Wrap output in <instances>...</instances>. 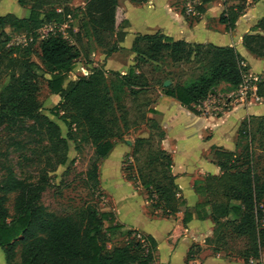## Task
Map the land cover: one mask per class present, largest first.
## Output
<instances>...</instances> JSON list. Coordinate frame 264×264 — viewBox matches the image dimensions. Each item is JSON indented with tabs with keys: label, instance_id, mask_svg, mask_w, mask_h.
I'll list each match as a JSON object with an SVG mask.
<instances>
[{
	"label": "trees",
	"instance_id": "1",
	"mask_svg": "<svg viewBox=\"0 0 264 264\" xmlns=\"http://www.w3.org/2000/svg\"><path fill=\"white\" fill-rule=\"evenodd\" d=\"M84 1L82 33L74 35L72 30L66 31L71 38H75L74 42L63 35L51 33L39 43L41 61L52 75L47 87L60 98L64 124L71 130L73 127L75 133L80 135L77 150L82 157L75 168L65 171V177L70 181L83 176L89 190L99 192V163L103 157V144L121 139L132 129L144 127L148 136L134 140L130 156L131 169L135 173L128 175L125 167L123 173L128 181L138 183L144 189L152 210L162 213L164 217L174 216L185 204L172 174V157L162 148L165 131L151 117L156 114L150 94L155 87L141 68L161 60L174 65L193 63L200 68L202 74L188 85L161 86L164 95L198 115L200 112L196 108L211 96L212 89L217 92L216 87L226 84L231 90H237L244 84L248 71L245 60L234 47L173 40L157 32L135 37L131 47L134 64L126 75L114 71L107 74L99 67L92 69L89 75L68 80V74L84 47V39L92 41L102 49L105 57H110L121 51L120 45L126 37L124 29L128 26V20L118 0ZM128 1L142 5L148 0ZM209 1L203 0V3ZM71 2L17 0L21 7H29L28 17L18 18L11 13L0 17V81L5 75L9 76L11 81L4 93L11 95L12 99L21 100L19 105L9 103V114L12 116L30 112L38 120L35 110L23 103L27 101L26 96L36 90L34 69L38 65L23 63L13 57V49L6 48L10 38L5 29L23 30L28 36L44 20L56 23L57 29L63 25L68 28ZM243 9L241 5L226 7L219 23L233 29ZM203 11L201 6L197 7V12ZM252 31L253 34L242 37V46L251 55L264 59V17ZM254 87L253 94L264 100V78L256 81ZM257 118L252 138L248 137L246 127H241L239 137L249 141L248 153L247 149L241 154L215 151L214 158L222 174L205 178L201 191L207 195L208 201L197 204L193 209L199 219L211 218L213 238L206 242L214 246V252H225L229 238L237 239L241 246L236 257L245 263L256 261L262 264L264 210L261 209V201L264 197V177L251 163L255 140L264 153V116ZM42 120L43 126L48 124L47 131L54 128L45 117ZM60 146L64 148L62 154L59 153ZM54 147L49 151L54 152L56 158H50L51 153L46 155L43 179L32 183L10 177L0 184V250L6 263H14L16 248L20 246L18 264H152L155 242L151 237H145L147 249H142L132 237L135 253L130 251L132 246L129 243L124 247L107 249L102 238L104 223H108L106 233L110 235L123 229V226L115 222L111 212H101L97 204H88L80 213V221L76 222L70 217L57 216L42 203V195L60 194L66 185V179L57 186L47 181L48 172H54L68 162L65 155L67 143L63 141ZM244 159H247L246 163L241 162ZM13 193L16 195L11 215L6 205L9 195ZM207 206H210L209 213L204 211ZM191 219L192 214L186 210L183 223ZM128 235L130 237L133 233L129 232ZM193 248L194 245L188 252L187 261L191 259ZM139 250L141 254H138Z\"/></svg>",
	"mask_w": 264,
	"mask_h": 264
},
{
	"label": "rangeland",
	"instance_id": "2",
	"mask_svg": "<svg viewBox=\"0 0 264 264\" xmlns=\"http://www.w3.org/2000/svg\"><path fill=\"white\" fill-rule=\"evenodd\" d=\"M200 1L201 0H197L196 2L195 0H184V14L186 16H193L191 13H188V5H192V7L197 10L198 2ZM223 1H225L227 5H230L232 0ZM235 1H238L239 5L244 8L247 7L246 3L248 0ZM254 1L256 0H251V2ZM122 2L123 0H119V3ZM69 6L71 15L67 23L68 28H63L62 31L69 41L74 42L75 38H71L66 31L70 29L73 31L74 35L82 33V27L85 23L83 18L85 1L72 0ZM8 13L14 14L18 18L28 17L29 7H21L17 3V0H0V17ZM57 28L58 26L56 23L44 20L41 26L30 32L28 36V33L23 30H17L15 28L5 29L9 38L14 36L18 41L16 42L18 45H10L8 42L6 46V48L10 47L13 49V57L21 60L23 63H34L38 65V68L34 69L36 78L33 83H36V90L32 95L26 96L28 97L27 101L23 102L28 107L31 106V109L35 110L36 116L38 115V120H35L30 112L28 114L18 113V117L9 114V103L12 102L19 105L21 100L12 99L11 95H6V93H4V90L11 81L10 77L5 75L0 81V184H3L10 177L32 183H36L41 178L43 179L47 156L50 155V151L55 148L54 145L58 143L62 144V142L65 141L68 147V151L65 152L68 161L67 165L64 167H57L54 172H48L47 181L57 186L61 183V180L66 179V185L60 191V194L53 196L50 193H46L44 196L42 195V203L48 207V210L55 212L59 217H70L77 222L81 219L80 213L88 204H97L101 212H109L113 209L122 218L129 216L131 220L142 222L140 220H142L143 212H145L146 209V207H144L143 196L145 195V201L147 202L146 192L142 191V195L135 189L136 186L134 190L129 188L127 181L122 175H126L123 173L124 167L128 169V175H134L135 173L134 169H131L132 159L130 156L132 154L134 140L145 133L144 127L132 129L125 133L121 139L110 140L103 144L101 148L103 157L99 163V170L102 166V184L100 182L99 192L93 193L90 191L83 176L76 177L70 181L65 177V171L75 168L82 157L81 153L77 150V142L79 141L80 135L75 133L73 127L71 130L64 124V109L59 104L58 95L52 94L47 87V82L52 75L42 63L39 49V43L46 39L49 34L63 35L62 31H59ZM23 36L31 37L26 46L21 42ZM83 45L84 47L80 50L79 58L74 62L72 70L68 74V80H75L79 76L89 75L94 68L102 67L107 74L112 71L105 68V65H102L100 62L105 56H103L101 48L92 41L85 39L83 40ZM115 57L118 58V62L126 61L128 63L132 55L130 53H115ZM104 59H106V57ZM103 62L105 63V60ZM246 67L248 68L246 79L249 86L259 79L264 78V69L261 70V74H258L260 70L251 71L250 66ZM141 71L145 73L148 81L155 87L150 90L152 99L157 95L163 94L162 85L163 87H165V84L170 85V81L174 83L171 85L172 87L176 85H188L202 74V70L193 63L174 65L165 60H161L159 63L155 64L143 65ZM114 72L120 74L119 72ZM237 90L239 91V88ZM216 91L219 95H231L234 99L238 95V92H235L236 90H231L228 86L224 85L216 87ZM253 95L254 94L249 91L245 98L253 100L254 105H264L263 99L257 101L256 96L254 95L253 97ZM212 107H214V105H212ZM226 109L227 106L222 104V106L220 105V109H211V112H214L217 116L218 114L221 115ZM198 111L202 112L201 110ZM43 117L54 125V128L50 131L46 130L48 127L47 123L43 126ZM257 119V117L252 118L251 124L246 126L249 138H252L254 135L258 122ZM248 146V140L240 142L238 154H241L246 149L248 153ZM61 147L62 146H60L59 153L62 154L64 148ZM253 151L254 157L251 163H253L257 172L264 177V153L260 150L258 141L256 140L253 143ZM53 153L54 152L51 153L50 158L54 157L55 159L56 157ZM247 159L249 160V158ZM247 159L241 162L246 163ZM136 192L137 194H135ZM15 195L14 193L9 195V200L6 205L11 215L13 214ZM146 204L149 208V214L164 217L162 213L152 210L149 202ZM261 209L264 210V197L261 201ZM131 224L135 225V223ZM107 227L108 223H104L102 238L108 250L119 246L124 247L129 243L130 247L132 246L130 251L132 253L136 252L134 248L135 242L132 240L133 235L129 237L128 233H134V231L137 230L121 229L110 235L106 233ZM240 246L239 240L229 238L225 248L226 256L237 258L236 253L239 251ZM16 252L17 256L13 264H18L19 262L20 246L16 248ZM141 253L142 251L139 250L138 254ZM0 264H7L1 250Z\"/></svg>",
	"mask_w": 264,
	"mask_h": 264
},
{
	"label": "crops",
	"instance_id": "3",
	"mask_svg": "<svg viewBox=\"0 0 264 264\" xmlns=\"http://www.w3.org/2000/svg\"><path fill=\"white\" fill-rule=\"evenodd\" d=\"M118 4L126 15L128 26L124 29L126 37L120 45L122 49L116 54L130 53L132 57L127 63L118 62L115 54L106 59L103 55L104 58L100 62L109 70L126 75L134 64V54L130 50L135 37L157 32L173 40L234 47L244 58L245 66H250L251 71L258 69V74H261L264 69V59L251 55L242 46V37L248 33L253 34L252 29L264 17V0H248L247 7L243 9L233 29L220 24L219 18L226 7L239 5L235 0H232L230 5L223 0H210L207 3L201 0L198 7L201 6L204 11L197 12L194 16L184 14V0H148L142 5L132 4L128 0L119 3L118 0ZM84 72L86 73L85 70ZM173 84L170 81L168 86ZM215 93L216 95H211V100L218 105L227 106V109L217 116L211 112V108L209 111L201 110L202 112L196 115L177 100L164 94L153 99L152 108L156 114L151 117L156 119L165 131L162 148L172 157V174L180 189L179 196L185 204L180 212L170 217L151 215L145 195L143 200L146 209L140 220L142 222L131 220L129 216L122 218L113 209L109 211L123 229L137 230L154 240L152 264H258L256 261L245 263L239 258L228 257L223 251L214 252V246L206 242L213 238L214 225L211 218L199 219L193 209L197 204L208 201L207 195L201 191L205 178L219 177L222 174L214 158L215 151L238 154L240 142L246 141L239 137L241 127L250 125L254 117L264 116L263 104L254 105L253 100L248 98L234 99L231 95ZM200 107L206 108L208 103L205 101ZM200 107L197 109L200 110ZM147 136L145 132L141 137ZM101 171L102 166L99 170V181L102 184ZM122 177L127 181L129 188L134 190L136 186L135 189L142 194L144 189L138 183L128 181L124 175ZM186 210L192 214V219L184 224ZM204 211L209 213L210 206ZM193 245L191 259L187 261L188 252ZM261 263L264 264V250L261 253Z\"/></svg>",
	"mask_w": 264,
	"mask_h": 264
},
{
	"label": "built area",
	"instance_id": "4",
	"mask_svg": "<svg viewBox=\"0 0 264 264\" xmlns=\"http://www.w3.org/2000/svg\"><path fill=\"white\" fill-rule=\"evenodd\" d=\"M188 13H191V15H196L197 14V11L194 9V7H192V5H188ZM63 28H66V25H63L62 27H60L58 30L59 31H62L63 30ZM55 30H56V28H55ZM52 31V30H51ZM62 34H63V36L64 37H66V35H65V33L62 31ZM31 39V37H26V36H23V40L21 41L22 42V44L24 45V46H26L27 45V42H28V40H30ZM16 42H18L17 41V39H16V37H11L10 38V40H9V44L10 45H14V44H16ZM16 45H18V43L16 44ZM249 90H251V87L248 85V83H247V80H246V82H245V84L243 85V86H241L240 87V89H239V91H238V95L236 96V99H238V98H245L246 96H247V93H248V91ZM256 100L258 101L259 100V98H256ZM207 103H208V107H206V108H201L200 106V110H203V111H209V109H210V107H212V105H214V107H213V109H220V107L218 106V105H216L212 100H211V96H209L206 100H205ZM204 101V102H205ZM203 102V103H204ZM202 103V104H203ZM201 104V105H202ZM133 237L135 238V240L143 247V248H145V249H147L148 248V243H147V240H146V238L141 234V233H139V232H137V231H134V233H133Z\"/></svg>",
	"mask_w": 264,
	"mask_h": 264
},
{
	"label": "bare ground",
	"instance_id": "5",
	"mask_svg": "<svg viewBox=\"0 0 264 264\" xmlns=\"http://www.w3.org/2000/svg\"><path fill=\"white\" fill-rule=\"evenodd\" d=\"M246 80H247V79H246V77H245V82H246ZM245 82H244V84H245ZM244 84H243V85H244ZM243 85H242V86H243ZM240 87H241V86H240ZM240 87H239V89H240ZM250 87H251L252 89L249 90V91H250V92H251V91L254 92V91H255L254 83H253L252 85H250ZM249 91H248V92H249ZM256 98H257V97H256ZM235 99H236V98H235ZM215 104H216V103H215ZM216 105H218V104H216ZM218 106L220 107V105H218ZM210 108L213 109V107H210ZM143 236H144V235H143ZM144 237H145V236H144Z\"/></svg>",
	"mask_w": 264,
	"mask_h": 264
},
{
	"label": "water",
	"instance_id": "6",
	"mask_svg": "<svg viewBox=\"0 0 264 264\" xmlns=\"http://www.w3.org/2000/svg\"><path fill=\"white\" fill-rule=\"evenodd\" d=\"M164 86H165V87H168V85H166V84H165ZM210 93H211V95H216V93H215V91H214L213 89L211 90Z\"/></svg>",
	"mask_w": 264,
	"mask_h": 264
}]
</instances>
